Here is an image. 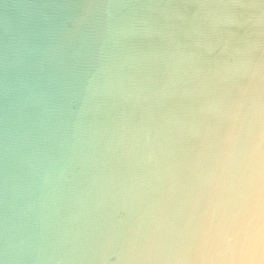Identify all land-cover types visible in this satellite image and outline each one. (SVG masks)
<instances>
[{
  "label": "clouds",
  "instance_id": "9594fccd",
  "mask_svg": "<svg viewBox=\"0 0 264 264\" xmlns=\"http://www.w3.org/2000/svg\"><path fill=\"white\" fill-rule=\"evenodd\" d=\"M236 6L200 3L193 17L237 23ZM242 6L264 20V0ZM124 7L79 18L87 45L69 87L94 117L88 139L16 140L36 197L21 212L39 232L6 248L7 264H264V46L209 60L211 44L183 49L178 9L161 23ZM153 36L155 51L128 47Z\"/></svg>",
  "mask_w": 264,
  "mask_h": 264
},
{
  "label": "water",
  "instance_id": "95a60500",
  "mask_svg": "<svg viewBox=\"0 0 264 264\" xmlns=\"http://www.w3.org/2000/svg\"><path fill=\"white\" fill-rule=\"evenodd\" d=\"M227 0H0V261L7 264L4 250L11 244L38 238L35 216L23 215L22 208L35 202L28 182L34 180L27 170L15 162L16 140L33 138L40 130L49 132L66 129L69 134L80 132L84 139L94 117L82 114L83 99L69 87L76 64L86 50V27L79 23L85 7L104 10L106 5L124 4L120 13L135 9L158 17L164 11L178 9L185 21L175 20L183 31L179 36L185 51L198 45L211 44L215 51L209 60L227 59L222 53L247 42L264 46V20L253 16L255 9L245 8L254 0H236L237 23L213 27L203 13L194 18L200 3L211 10ZM110 11H116L109 7ZM158 36L143 37L129 43L133 53L147 54L163 46ZM163 113H161L162 115ZM96 114V119H101ZM51 143L41 142V146ZM62 163V161H61ZM19 186V187H17Z\"/></svg>",
  "mask_w": 264,
  "mask_h": 264
}]
</instances>
